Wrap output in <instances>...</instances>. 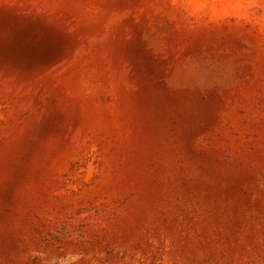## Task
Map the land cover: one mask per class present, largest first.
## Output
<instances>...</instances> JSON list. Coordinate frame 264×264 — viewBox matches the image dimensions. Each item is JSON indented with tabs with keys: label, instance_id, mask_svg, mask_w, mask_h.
<instances>
[{
	"label": "rangeland",
	"instance_id": "obj_1",
	"mask_svg": "<svg viewBox=\"0 0 264 264\" xmlns=\"http://www.w3.org/2000/svg\"><path fill=\"white\" fill-rule=\"evenodd\" d=\"M0 264H264V0H0Z\"/></svg>",
	"mask_w": 264,
	"mask_h": 264
}]
</instances>
